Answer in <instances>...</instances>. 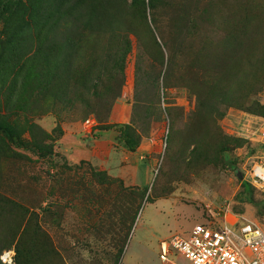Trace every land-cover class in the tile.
Segmentation results:
<instances>
[{
	"label": "rangeland",
	"instance_id": "obj_1",
	"mask_svg": "<svg viewBox=\"0 0 264 264\" xmlns=\"http://www.w3.org/2000/svg\"><path fill=\"white\" fill-rule=\"evenodd\" d=\"M18 1L23 9L28 4ZM98 1L129 5L112 21L120 29L130 24L131 32L83 35L77 60L85 67L105 64L108 43L129 39L119 98L106 117L100 114L115 130L131 124L152 144L142 160L146 182L121 180L139 192L146 188L141 209L127 232L136 205L120 183L101 185L89 163L67 160L63 130L87 133L85 122L95 117L84 118L81 105L17 89L12 71L24 64L36 36L18 31L23 9L0 13V119L13 123L23 140L29 121L52 136L46 158L0 139V256L13 250V264H188L172 251L162 262V244L186 237L219 204L264 229V195L255 188L250 195L242 185L255 162L264 165V149L247 138L264 129V110L247 111L251 103L264 109V0ZM159 74L156 90L147 80ZM135 95L158 101L150 121L140 119ZM211 103L215 111L207 109Z\"/></svg>",
	"mask_w": 264,
	"mask_h": 264
},
{
	"label": "trees",
	"instance_id": "obj_2",
	"mask_svg": "<svg viewBox=\"0 0 264 264\" xmlns=\"http://www.w3.org/2000/svg\"><path fill=\"white\" fill-rule=\"evenodd\" d=\"M26 2L28 4L23 9L21 1L0 0L1 15L4 13L7 16L17 15L23 9L26 17L22 16L18 31L24 35L33 32L36 36L35 46H32L33 49L24 64L12 71L14 80H18L17 89L20 92H24L27 88L31 89L30 95L35 99L51 96L58 103L72 107L81 105L84 118L87 115L95 117L97 129L103 131L113 129V126L106 125L103 121L105 118L100 113L104 111V117H106L116 99L119 98L124 83V63L131 48L129 39L128 37H114L111 44L108 43L109 52H107L106 63L86 67L80 65L81 56L77 60L78 50L81 49L79 41L86 34H111L116 30L131 32L130 24H125L124 28L120 29L112 21L113 16L123 18L127 14L129 5L124 7L123 4L118 6L116 1L105 3L98 0H26ZM141 9L140 6L138 13L143 12ZM16 37H20L19 33L9 39L10 46ZM149 68L154 69L152 65ZM6 74L9 75L10 72ZM159 78L160 74L156 76V80L153 76L149 77L147 85L152 84L151 87L156 85V90H158ZM16 84L17 82L12 83L13 86ZM135 102L141 109L140 119L150 121L153 108L158 101H142L135 95ZM213 105L214 103H211L207 109L212 110ZM263 110V107L257 103H251L247 107L249 113L258 115H261ZM117 131L119 142L129 151L135 152L142 137L135 134L131 124L123 125ZM27 133L29 140H23L22 134L13 123L0 119V139L5 144H12L30 151L38 158L52 155L51 135L31 121L27 122ZM47 141L50 143L47 144ZM81 163L85 164V162ZM90 168L91 176H99L98 181L101 185L108 186L113 185V182H119L120 192L129 194L127 196L133 202V206L136 205L132 207V213L129 215V222L126 226L127 232H130L138 211L141 209L146 188L139 192L136 187H124L120 179H112L105 171ZM242 185L244 190L251 195L254 191L253 187L246 182Z\"/></svg>",
	"mask_w": 264,
	"mask_h": 264
},
{
	"label": "built area",
	"instance_id": "obj_3",
	"mask_svg": "<svg viewBox=\"0 0 264 264\" xmlns=\"http://www.w3.org/2000/svg\"><path fill=\"white\" fill-rule=\"evenodd\" d=\"M86 126L97 125L95 120ZM247 138L264 149V129L252 132ZM244 181L264 195V165L255 162ZM211 216L192 227L184 238L175 237L162 244L159 258L168 261V255H178L188 264H264V229L254 222L230 214L225 205H215ZM14 251L0 256L2 264H13ZM171 264H176L171 262ZM179 264V263H177Z\"/></svg>",
	"mask_w": 264,
	"mask_h": 264
},
{
	"label": "crops",
	"instance_id": "obj_4",
	"mask_svg": "<svg viewBox=\"0 0 264 264\" xmlns=\"http://www.w3.org/2000/svg\"><path fill=\"white\" fill-rule=\"evenodd\" d=\"M96 126L87 133L76 128L63 130L59 143L60 150L67 160L73 164H78L80 161L87 162L129 186H141L146 182L148 173L144 169L142 160L150 153L152 144L144 141L146 138L142 137L137 150L131 152L119 142L117 130L103 131Z\"/></svg>",
	"mask_w": 264,
	"mask_h": 264
}]
</instances>
